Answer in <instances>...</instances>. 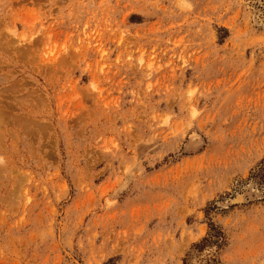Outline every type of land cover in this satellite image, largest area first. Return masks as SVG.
Segmentation results:
<instances>
[{"label":"rangeland","instance_id":"374dc122","mask_svg":"<svg viewBox=\"0 0 264 264\" xmlns=\"http://www.w3.org/2000/svg\"><path fill=\"white\" fill-rule=\"evenodd\" d=\"M0 264H264V0H0Z\"/></svg>","mask_w":264,"mask_h":264}]
</instances>
